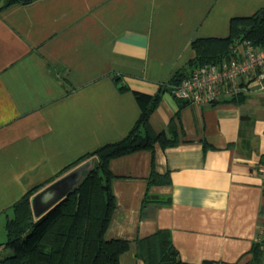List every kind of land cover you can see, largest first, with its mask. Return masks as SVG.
I'll use <instances>...</instances> for the list:
<instances>
[{
  "label": "crops",
  "instance_id": "obj_1",
  "mask_svg": "<svg viewBox=\"0 0 264 264\" xmlns=\"http://www.w3.org/2000/svg\"><path fill=\"white\" fill-rule=\"evenodd\" d=\"M260 8L264 0H33L0 10V257L12 253L13 204L123 138L140 114L133 91L166 85L150 122L179 143L111 161L117 209L106 237L131 241L121 264H145L136 240L165 228L185 262L251 264L264 236V90L240 104L198 105L169 82L195 56L194 39L226 37L233 17ZM153 158L170 184L149 188ZM95 164L87 158L34 193L62 183L51 201L32 202L36 218ZM147 193L171 203L143 206Z\"/></svg>",
  "mask_w": 264,
  "mask_h": 264
},
{
  "label": "trees",
  "instance_id": "obj_2",
  "mask_svg": "<svg viewBox=\"0 0 264 264\" xmlns=\"http://www.w3.org/2000/svg\"><path fill=\"white\" fill-rule=\"evenodd\" d=\"M31 1L33 0H4L0 10L12 4ZM246 40L264 47V8H260L252 15L233 17L230 21L229 35L226 37L194 39L191 45L195 56L185 67L174 73L169 83L181 82L196 66L222 61L230 56L232 46L236 42ZM120 89L128 90L129 87L123 85ZM166 90H169V87L161 85L154 95L133 91L140 106V114L123 138L84 154L55 177L30 189L13 204V216L7 220L5 226L6 244L12 253L0 257V264H121V255L130 248L131 241L106 237V230L117 209L112 187L115 175L110 164L114 158L141 150H149L154 154L158 144L166 148L179 143L177 135L168 137L165 132H156L150 122L151 115L160 104L161 96ZM245 97L241 95L226 101L240 104L244 102ZM90 157L96 159L95 166L73 190L37 219L32 204L33 194ZM260 163H264V158ZM148 182L149 188L153 185L171 183L169 173L161 174L156 170L154 158ZM148 203L169 205L171 197L160 195L152 199L147 193L143 206ZM136 246V256L143 259L145 264H196L181 259L172 232L167 228L137 239ZM250 252L251 264H264V236L253 241ZM199 264L214 262L206 260Z\"/></svg>",
  "mask_w": 264,
  "mask_h": 264
},
{
  "label": "built area",
  "instance_id": "obj_3",
  "mask_svg": "<svg viewBox=\"0 0 264 264\" xmlns=\"http://www.w3.org/2000/svg\"><path fill=\"white\" fill-rule=\"evenodd\" d=\"M170 89L179 99L198 105L264 90V47L247 40L236 42L229 57L194 67L181 82L170 84ZM258 173L264 178V163H259Z\"/></svg>",
  "mask_w": 264,
  "mask_h": 264
},
{
  "label": "water",
  "instance_id": "obj_4",
  "mask_svg": "<svg viewBox=\"0 0 264 264\" xmlns=\"http://www.w3.org/2000/svg\"><path fill=\"white\" fill-rule=\"evenodd\" d=\"M61 184L48 187L47 189H45L44 191L39 193L37 196H35V198L32 199V202L35 204L37 198H39L40 200H42L44 202L51 201L53 198H55L56 193H58L59 188L61 187ZM71 190H73V189H71Z\"/></svg>",
  "mask_w": 264,
  "mask_h": 264
}]
</instances>
